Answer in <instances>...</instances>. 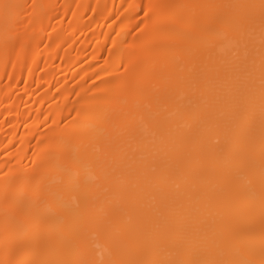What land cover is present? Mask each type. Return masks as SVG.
Returning <instances> with one entry per match:
<instances>
[{
    "label": "bare ground",
    "instance_id": "bare-ground-1",
    "mask_svg": "<svg viewBox=\"0 0 264 264\" xmlns=\"http://www.w3.org/2000/svg\"><path fill=\"white\" fill-rule=\"evenodd\" d=\"M7 2L26 11L10 39L0 13V260L6 223L46 239L86 187L93 222L22 259H106L123 229L125 259L259 261L260 0ZM149 4L187 7L145 27Z\"/></svg>",
    "mask_w": 264,
    "mask_h": 264
},
{
    "label": "snow or ice",
    "instance_id": "snow-or-ice-1",
    "mask_svg": "<svg viewBox=\"0 0 264 264\" xmlns=\"http://www.w3.org/2000/svg\"><path fill=\"white\" fill-rule=\"evenodd\" d=\"M32 7H35L32 5ZM187 7L182 5H148V11L144 13L147 17L145 27L148 23L155 22L158 20L159 9L161 8H181ZM243 7L256 8L259 7L261 11L262 29H264V0H260L259 5H246ZM25 6L19 3L13 2H0V13H2L4 21V30L6 38L12 36H19V29L21 27L20 18L25 14ZM149 12L151 15H149ZM220 23L225 21L220 20ZM158 27L163 28L162 23L157 24ZM264 35V31H262ZM213 41V35L209 32L204 38L205 48L210 47ZM198 53L196 58H199ZM125 71H127L125 69ZM79 115V113H78ZM70 172V170H69ZM260 183H261V201H260V220L261 230L264 234V60L261 64V148H260ZM72 187L71 175L69 176V182L65 187L64 191H70ZM88 189L86 187L81 188V197L79 199L72 198V207L65 209L66 221L58 233L49 234L46 239H37L30 233H25L24 236L18 237L15 235V227L11 224L6 223L4 227V251L5 259L0 260V264H264V251L259 261L255 259L248 260H235V259H221L216 258L209 245H204V251L200 252L194 245H181L180 250L177 252L174 258H159L158 256H151L145 258H134L125 259L121 258V242L127 238L126 230H121L117 239L114 242V246L109 250L108 257L106 259H96L92 255H88L86 258H44V259H33L25 260L21 256L26 249L32 248L35 250H47L55 247L57 250L63 249L65 246V235H75V228L72 223V217L79 214L83 223H92L93 217L89 212L88 205ZM4 198L6 203L9 201H15L16 196L13 193L5 190ZM38 198V197H37ZM35 231H40V227L37 226ZM242 246H246L241 242ZM80 247L86 249V241H79Z\"/></svg>",
    "mask_w": 264,
    "mask_h": 264
}]
</instances>
